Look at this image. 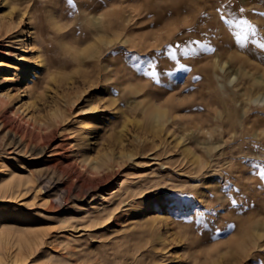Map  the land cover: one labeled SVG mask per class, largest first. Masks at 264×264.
Masks as SVG:
<instances>
[{"label": "rangeland", "instance_id": "1", "mask_svg": "<svg viewBox=\"0 0 264 264\" xmlns=\"http://www.w3.org/2000/svg\"><path fill=\"white\" fill-rule=\"evenodd\" d=\"M0 106V264H264V0H0Z\"/></svg>", "mask_w": 264, "mask_h": 264}, {"label": "bare ground", "instance_id": "2", "mask_svg": "<svg viewBox=\"0 0 264 264\" xmlns=\"http://www.w3.org/2000/svg\"><path fill=\"white\" fill-rule=\"evenodd\" d=\"M185 18V17H184ZM179 19V18H178ZM172 23V22H171ZM170 23V24H171ZM165 26V25H164ZM177 27V26H176ZM159 29V28H158ZM30 49V45L28 43L25 42V45H24V48H23V51L26 53L28 52ZM222 84V83H221ZM5 107L3 106H0V114H1V125H3L4 127L6 126H10L8 127L10 132H12L13 130H16V128L10 124L7 120V116L5 114V111L3 110ZM24 122L26 125L28 126H31L32 128H34V132L32 131V133L34 134L32 136V138L34 139L35 137L38 138L40 136L39 132L42 131V128L43 126L45 125L43 121H40L38 120L37 118L35 117H24ZM45 127V126H44ZM18 132L20 133H24V134H27V132L29 131V129L27 127H18L17 128ZM37 131V132H36ZM11 188V187H10Z\"/></svg>", "mask_w": 264, "mask_h": 264}, {"label": "snow or ice", "instance_id": "3", "mask_svg": "<svg viewBox=\"0 0 264 264\" xmlns=\"http://www.w3.org/2000/svg\"><path fill=\"white\" fill-rule=\"evenodd\" d=\"M64 2V0H61V3H63ZM58 13L57 14H54V17H53V19H56V18H58ZM224 23L225 24H231V25H242V24H245V23H247L246 21H233V20H224ZM239 39H240V37H239V35H237V40L239 41ZM132 59H135V56H132L131 57ZM147 74V73H146ZM152 75H154V73H152Z\"/></svg>", "mask_w": 264, "mask_h": 264}]
</instances>
